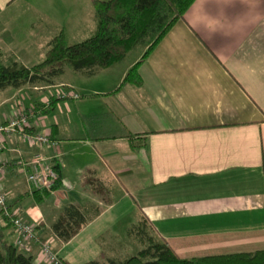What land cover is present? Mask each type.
I'll list each match as a JSON object with an SVG mask.
<instances>
[{
    "label": "crops",
    "instance_id": "0c3cea01",
    "mask_svg": "<svg viewBox=\"0 0 264 264\" xmlns=\"http://www.w3.org/2000/svg\"><path fill=\"white\" fill-rule=\"evenodd\" d=\"M95 27L89 0H0L1 61L33 66L58 33L76 43ZM138 58L119 74H112L117 63L91 77L70 69L60 76L93 80L89 87L60 78L0 91V123L61 92L78 96L30 120L50 145L5 138L7 203L38 238L47 233L52 252L69 264L113 258L112 247L93 244L110 239L132 211L182 260L264 251V0H194L138 65L140 86L124 83ZM45 90L53 91L43 97ZM11 150L59 167V185L42 202ZM68 205L88 221L62 242L50 226ZM12 234L6 231L9 242ZM20 250L35 258L38 245Z\"/></svg>",
    "mask_w": 264,
    "mask_h": 264
},
{
    "label": "trees",
    "instance_id": "16d2710c",
    "mask_svg": "<svg viewBox=\"0 0 264 264\" xmlns=\"http://www.w3.org/2000/svg\"><path fill=\"white\" fill-rule=\"evenodd\" d=\"M89 1L96 22L94 32L84 40L73 44H66L62 34L58 33L49 41L42 60L30 67H23L15 61L3 64L0 56V91L19 90L25 86H52L63 74L65 67L85 77H91L97 71L121 62L132 51H140V55L126 71L123 82L140 86L141 82L136 73L138 65L194 2V0ZM60 100L62 99L55 101ZM55 101L49 100L46 109H42L41 105H35L34 109L39 110L41 114H47ZM124 137L129 135L119 138ZM54 170L59 174L57 165H54ZM58 183L59 180L53 190L57 189ZM31 194L38 203L49 195L48 192L34 191H31ZM6 204L11 211H14L7 200ZM0 220V264H35L31 255L17 251L23 247L19 248L15 245V234L9 219L0 214ZM86 221H88L86 213L68 205L50 226V232L58 240L67 242L76 235L80 226ZM7 230L13 233L12 243L7 239ZM148 230L152 231L144 217L126 229L127 237L136 241L140 247L135 255L122 259L109 258L105 263L90 261L84 264H264V251L182 260L163 239L157 237L158 239L155 240L147 236ZM33 243L36 242L26 245ZM56 257L59 264H69L61 261L57 255Z\"/></svg>",
    "mask_w": 264,
    "mask_h": 264
},
{
    "label": "built area",
    "instance_id": "2783aa9c",
    "mask_svg": "<svg viewBox=\"0 0 264 264\" xmlns=\"http://www.w3.org/2000/svg\"><path fill=\"white\" fill-rule=\"evenodd\" d=\"M58 99H77L78 96L70 93L58 94ZM49 106V101L44 102L41 107L46 109ZM40 113L34 108L16 109L7 120L0 123V176L4 174L8 163L2 158L1 154L5 150V138L7 136H17L19 140L26 145L27 148H36L44 145H50L51 141L47 134L34 132L31 129L30 120ZM14 152L18 161L17 165L28 168L25 174V184L30 191L43 193L52 192L54 186L59 180L57 172L54 170V165L48 159L43 158L37 153H32L29 159L22 160L21 155L17 150ZM8 196L0 186V214L8 218L15 234V245L19 248H24L30 242L38 243V252L34 258L35 263L59 264L56 255L49 249L50 241L45 240L39 242L37 238L36 226L22 221L16 217L15 211H11L7 204Z\"/></svg>",
    "mask_w": 264,
    "mask_h": 264
},
{
    "label": "rangeland",
    "instance_id": "374dc122",
    "mask_svg": "<svg viewBox=\"0 0 264 264\" xmlns=\"http://www.w3.org/2000/svg\"><path fill=\"white\" fill-rule=\"evenodd\" d=\"M64 42L66 44H73L75 42H69L67 40H64ZM77 43V42H76ZM140 55V51H132L130 53H128L124 59L118 63L117 65H115V67H113V71H112V74H119L128 64H130L134 59H136L138 56ZM34 59L35 61H38L37 63H39V60H37L38 58H32ZM33 60V61H34ZM67 71L68 68L65 67L64 68V71ZM71 74V73H69ZM61 79H69L70 80H80V81H83V79H80L81 77H79L78 75H74V78L72 77H67V76H63V77H60ZM59 78V79H60ZM93 80H90V81H83L82 84H83V87H89L90 85H93L95 83H92ZM53 91V90H45V92H43V97H46L48 96V94H50V92ZM9 92V91H7ZM16 184H15V190L17 191V193H20V190H21V180L18 179L15 181ZM19 188V189H18ZM51 193V192H50ZM24 204H26V202H29L31 203L30 199L27 198L26 200H24ZM15 209V208H14ZM12 208V210H14ZM31 213H35L34 211H36L35 209L32 208V210H30V208L28 209ZM34 210V211H33ZM117 210H123V205L120 204L118 207H117ZM18 217V215H17ZM137 214H136V211H132L131 213L128 212V214L125 216V218H123V220L120 221V224L118 225L117 229H115V231L111 234H109V236L111 237L110 239H106L108 238V234L104 235V239L106 240H103L104 243L102 242H95L93 244V246H110L112 247L110 249V252L112 255L111 257L115 258V259H122L124 257H127V256H132V255H135L136 252L140 249L139 245L136 243V241H134L133 239L127 237V235L125 234V231L123 230L122 226L126 223H129V224H135L137 222ZM20 218V217H19ZM0 223H1V220H0ZM30 224V223H29ZM32 225V224H31ZM37 228V227H36ZM43 233V232H42ZM40 234V233H38ZM44 236L42 235V239L41 238H38L39 236H37V238L39 239V242H44L45 240H50V238H48L49 236H47L48 234L47 233H43ZM147 236H150L152 237L153 239L157 240V236L154 235V233L151 231V230H148L146 232ZM9 239V238H7ZM12 243V242H10ZM53 249L54 246H49V249ZM91 248V247H90ZM17 251L19 252H22L20 249H18ZM81 260H77V261H71V263H75V264H79ZM35 263V262H34ZM83 263V262H82ZM103 263H105V261H103ZM35 264H47V263H42V262H38V263H35Z\"/></svg>",
    "mask_w": 264,
    "mask_h": 264
}]
</instances>
